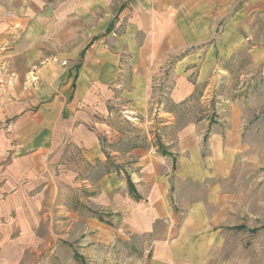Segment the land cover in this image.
<instances>
[{
    "label": "rangeland",
    "instance_id": "374dc122",
    "mask_svg": "<svg viewBox=\"0 0 264 264\" xmlns=\"http://www.w3.org/2000/svg\"><path fill=\"white\" fill-rule=\"evenodd\" d=\"M0 60L4 78L7 59ZM233 66L216 75L212 89L166 107L172 133L187 125L203 130L196 158L179 150L174 133L170 155L161 154L160 104L149 106L145 126L123 111L111 114L124 136L116 143L101 136L104 161L86 160L78 148L1 154L0 190L9 178L13 185L0 200V264H53L60 250L78 253V264H152L154 245L163 240L175 250L168 264H264V71L246 73L239 59ZM153 94L166 97L168 89ZM6 116L0 103V145L16 147V139L1 136L10 135L13 117ZM211 126L219 127L216 135ZM131 145L153 146L162 165L168 162L162 175L159 167L146 172L156 181L141 180L140 199L115 169L132 167L112 154ZM103 163L112 175L100 186ZM154 194L159 203L149 204ZM146 226L148 233L137 231Z\"/></svg>",
    "mask_w": 264,
    "mask_h": 264
},
{
    "label": "crops",
    "instance_id": "0c3cea01",
    "mask_svg": "<svg viewBox=\"0 0 264 264\" xmlns=\"http://www.w3.org/2000/svg\"><path fill=\"white\" fill-rule=\"evenodd\" d=\"M0 57L7 59L0 103L13 117L10 135L1 136L16 139V147L0 145V155L78 148L86 160L104 161L109 155L101 136L108 143L124 136L110 124L111 114L123 111L145 126L152 119L149 106L160 104L161 154L170 155L174 133L179 150L192 159L203 130L187 125L172 133L174 116L166 107L212 89L216 75L231 73L238 59L247 63L246 73L264 71V0H0ZM164 88L166 97L153 94ZM218 128L211 126V135ZM112 154L132 167L129 172L117 163L115 169L123 171L134 199L141 197L136 186L142 179L156 181L148 170L159 167L162 175L168 167L153 146ZM102 165L100 186L112 175L109 164ZM12 180L3 181L0 200ZM147 200L159 203L155 194ZM63 252L53 264H78V253ZM174 256L163 240L154 245L151 263L168 264Z\"/></svg>",
    "mask_w": 264,
    "mask_h": 264
},
{
    "label": "trees",
    "instance_id": "16d2710c",
    "mask_svg": "<svg viewBox=\"0 0 264 264\" xmlns=\"http://www.w3.org/2000/svg\"><path fill=\"white\" fill-rule=\"evenodd\" d=\"M127 183L129 186V190L134 194L135 197H139V195L137 194L136 190L133 187V184L131 183V181L129 180V177L127 176ZM78 257V255H76Z\"/></svg>",
    "mask_w": 264,
    "mask_h": 264
},
{
    "label": "built area",
    "instance_id": "2783aa9c",
    "mask_svg": "<svg viewBox=\"0 0 264 264\" xmlns=\"http://www.w3.org/2000/svg\"><path fill=\"white\" fill-rule=\"evenodd\" d=\"M5 15L8 17V16H10V13H9V12H6ZM61 64H62L63 66L66 65V64H67L66 60H63V61L61 62Z\"/></svg>",
    "mask_w": 264,
    "mask_h": 264
}]
</instances>
